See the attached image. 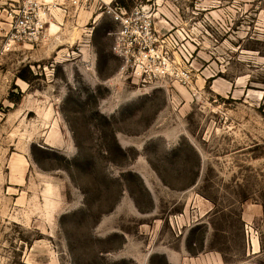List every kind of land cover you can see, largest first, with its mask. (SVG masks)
I'll list each match as a JSON object with an SVG mask.
<instances>
[{"label": "rangeland", "instance_id": "374dc122", "mask_svg": "<svg viewBox=\"0 0 264 264\" xmlns=\"http://www.w3.org/2000/svg\"><path fill=\"white\" fill-rule=\"evenodd\" d=\"M17 8L0 264H264V0L53 6L31 40Z\"/></svg>", "mask_w": 264, "mask_h": 264}, {"label": "built area", "instance_id": "2783aa9c", "mask_svg": "<svg viewBox=\"0 0 264 264\" xmlns=\"http://www.w3.org/2000/svg\"><path fill=\"white\" fill-rule=\"evenodd\" d=\"M13 40L37 38L46 31L47 20L53 6L67 10L88 9L97 3H112L113 0H16ZM75 8V9H74ZM48 14V15H47Z\"/></svg>", "mask_w": 264, "mask_h": 264}, {"label": "bare ground", "instance_id": "6f19581e", "mask_svg": "<svg viewBox=\"0 0 264 264\" xmlns=\"http://www.w3.org/2000/svg\"><path fill=\"white\" fill-rule=\"evenodd\" d=\"M48 1H49V0H48ZM170 259H171V261H172V260L175 261V260H174V256H171Z\"/></svg>", "mask_w": 264, "mask_h": 264}]
</instances>
